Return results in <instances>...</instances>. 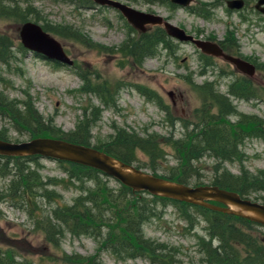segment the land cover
<instances>
[{"label": "rangeland", "instance_id": "rangeland-1", "mask_svg": "<svg viewBox=\"0 0 264 264\" xmlns=\"http://www.w3.org/2000/svg\"><path fill=\"white\" fill-rule=\"evenodd\" d=\"M124 1L139 10L161 14L196 37L235 41L240 54L257 65L253 92L258 97L245 100L230 93L233 78L244 77L239 73L223 75L219 68L200 73L201 55L191 43L173 39L178 46L167 49L161 46L154 55L138 61L130 54V42L126 47L123 45L130 35V38H140V32L120 11L93 0H33L37 11L34 17H39L41 24L71 25L78 29L80 40L67 39L50 31L74 59L73 66L29 51L20 40L19 23L12 19L0 20V37L9 36L16 56L8 63L10 66L0 63V90L20 100L30 95L39 112L65 132L76 131L82 120L91 119L95 109H99L100 119L91 128V144L95 146H105L122 131L143 142L152 143L156 138L159 148L166 153L157 170L161 176L170 175L171 168L178 165L175 140L188 139L186 134L192 122L207 111L205 103L212 97L210 89L230 98L237 111L227 117L231 122H238L242 115H257L264 121V14L255 8L257 0H246L242 10L229 9L227 0H195L185 8L174 5L171 0ZM223 68L230 70V67ZM103 83L107 88H102ZM207 83L214 84L213 88L195 86ZM87 84L101 92L87 90ZM141 88L157 96L151 97ZM172 91L177 96V107L169 93ZM216 111L217 108L212 109V113ZM13 126L8 116L0 114V129H6L10 139H30L27 130L17 131ZM240 148L244 157L227 161L224 167L235 175L246 170L264 178V137H247ZM135 155L143 162H150L148 154L139 146L135 147ZM5 161L0 160V164ZM39 161L45 178H68L57 160L41 156ZM194 163L200 168L201 182L212 184L217 176L216 160L206 154ZM144 169L152 171L149 166ZM9 181L10 176L0 174V191L7 188ZM71 184L63 181L51 186L49 190H53L56 198L38 196L37 211L33 214L29 212L30 204L20 207L12 198L0 200V250L11 251L16 264H72L63 256L65 252L85 258L97 254L99 243L92 237L67 232L59 246H55L45 238L44 231L36 227V220L46 216L52 208L63 203L73 204L82 194L80 187ZM93 185L92 182L87 184ZM110 185L117 188L120 183L111 178ZM248 196L264 202V190ZM156 206L161 216L145 224L146 236L180 249L174 255L173 264H202L204 254L198 236H207V222L198 214L199 220L191 227L176 204L158 202ZM254 235L264 239V228L254 231ZM101 258L104 264H153L146 258L121 260L108 251L102 252Z\"/></svg>", "mask_w": 264, "mask_h": 264}, {"label": "trees", "instance_id": "trees-1", "mask_svg": "<svg viewBox=\"0 0 264 264\" xmlns=\"http://www.w3.org/2000/svg\"><path fill=\"white\" fill-rule=\"evenodd\" d=\"M36 13L33 0H0V20L12 19L19 24L27 20L40 22L39 17H34ZM32 14L34 18L31 17ZM42 25L46 30L64 38L80 40L81 34L71 25L54 27ZM130 36L123 47L130 42V54L138 61L154 55L161 46L167 49L179 45L174 44L173 38L162 26L140 32L138 39ZM13 49L14 44L9 36H1L0 63H7L10 66L8 63L16 57ZM81 75L85 76L84 73ZM250 80L245 77L239 78L232 85L230 93L246 100L257 98L253 92L255 86ZM106 85L103 83L101 86L107 88ZM205 86L213 88L209 83ZM85 87L89 91L101 92L100 89L90 88L89 84ZM142 92L151 97L157 96L155 92L147 89H142ZM209 92L212 97L205 103L207 111L198 115L197 123L194 124L197 130L192 134L188 130L186 134L188 139L175 140V151L179 154L178 165L171 168L170 175L162 177L187 184H204L199 178L200 168L194 161L208 154L216 160L214 166L217 176L212 184L236 190L249 198V194L264 190V178L259 176L260 174L246 170L235 175L224 167V163L241 160L244 157L240 146L247 137H264V121L257 115H242L238 122H231L227 117L237 111L231 105L230 98L215 94L212 89ZM104 102L111 104L107 100ZM213 108H217L214 113ZM0 114L8 116L17 131L27 130L30 138L57 137L86 145H92L91 128L101 116L100 110L95 109L92 118L82 120L76 131L65 132L39 112L30 95L20 100L11 98L4 90H0ZM186 126L189 127V123H186ZM0 138L12 140L6 129H0ZM136 146L148 154L149 163L141 161L135 155ZM95 147L139 168L149 166L153 174L161 176L157 170L166 153L164 149L159 148L156 138L152 143L143 142L133 134L125 135L122 131L112 142ZM40 157L0 155V160H6L0 164V174L10 176L7 188L0 191V200L12 198L18 201L14 204L20 207L24 203L30 204L29 212L33 214L37 211L38 196L48 199L54 196L53 190H49L51 186L67 181L73 186L80 187L82 194L74 199L73 204H58L46 216L35 222L36 227L44 231L45 238L55 246H59L67 232L75 236L92 237L99 243L97 254L89 258L65 252L63 256L72 261V264H104L101 256L105 251L111 252L121 260L146 258L153 264H173L174 255L180 249L147 237L144 230L146 223L161 216L156 206L158 202L165 205L174 203L179 206L182 216L190 222L191 227L195 226L200 217L207 222V236H198L200 249L204 254L202 264H264V239L254 235V231L264 228L261 224L207 207L151 195L147 191H134L120 182V186L114 188L110 185L111 178L102 171L73 162L58 161L67 172V179L50 176L45 178L41 173L43 165L39 161ZM89 182L94 185L87 186ZM0 264H16L14 254L11 251L0 250Z\"/></svg>", "mask_w": 264, "mask_h": 264}, {"label": "water", "instance_id": "water-1", "mask_svg": "<svg viewBox=\"0 0 264 264\" xmlns=\"http://www.w3.org/2000/svg\"><path fill=\"white\" fill-rule=\"evenodd\" d=\"M95 1L119 10L129 23L143 32H146L149 26H162L167 34L177 41L192 43L203 53L224 57L233 62L242 73L252 78L255 77L257 68L253 62L226 54L217 42L196 37L161 14L139 10L120 0ZM172 2L181 7H187L192 0H172ZM228 6L230 9H241L244 7V0H228ZM256 7L264 13V0H258ZM17 30L23 46L29 51L55 62L74 65L75 61L63 43L47 31L41 23L27 20L19 24ZM0 155H40L57 161L89 166L102 171L134 191H147L151 195L207 207L240 216L264 226V202L242 196L236 190L216 184L193 185L157 176L92 145L46 136L23 141L0 138Z\"/></svg>", "mask_w": 264, "mask_h": 264}, {"label": "flooded vegetation", "instance_id": "flooded-vegetation-1", "mask_svg": "<svg viewBox=\"0 0 264 264\" xmlns=\"http://www.w3.org/2000/svg\"><path fill=\"white\" fill-rule=\"evenodd\" d=\"M93 1H94L95 3H97L95 0H93ZM120 1L129 4L127 1H124V0H120ZM194 1H195V0H192V3H193ZM171 2H172V0H171ZM172 3H173V2H172ZM192 3H191V5H192ZM257 3H258V0H257V2H256V4H255V8L258 10V8L256 7ZM97 4H98V3H97ZM173 4L176 5V6H179L178 4H175V3H173ZM246 4H247V1L244 0V7L241 8V9H236V10H242V9H244V8L246 7ZM98 5H100V4H98ZM130 5H131V4H130ZM227 5H228V0H227ZM101 6H103V7H110V8H113V7L109 6V5H101ZM131 6H133V5H131ZM133 7H134V6H133ZM228 7H229V6H228ZM135 8H136V7H135ZM114 9H115V8H114ZM232 10H234V9H232ZM259 11H260V10H259ZM204 39H206V40H211V41H214V42H217V43L220 45V47L222 48L223 52H225L226 54H229V55H232V56L241 57V58L246 59V60H248V61H250V62H253V61L250 60L249 58H247V57L241 55V54H240V51H239V49H238L237 44H236L233 40H231V39H229V38H225L224 40H218V39H214V38H211V37H209V38H204ZM194 46H195V45H194ZM196 49H197L198 52H200V51L198 50L197 47H196ZM200 55H201L200 60H201V63H202V67H201V71H200V73H202V74H207L208 71H209V72H213V69H215V68H219V69H218L219 73L221 72V73H223V75L225 74V75H231V76H233V75H237V73H239V74L243 75V76L245 77V79H247V80H248V78H250V79H251L250 81H252L251 83L254 85V83H255L254 78L249 77V76H247V75L241 73L240 70L237 69L236 65H235L233 62L226 60L224 57H217V56L210 55V54H206V53H203V52H200ZM253 63H254V62H253ZM222 65H223L224 67H230V70L227 69V68H223ZM237 80H239V77H238V78H237V77H236V78H233V81H232V84L230 85V88H232V85H234V83H235ZM195 86L198 87V88H206V87H207V86H205V85H196V84H195ZM213 86H214V84H213ZM169 93H170V95H171V97H172L174 107H177V103H178V101L176 100V99H177V96L175 95V93H174L173 91H172V92H169ZM232 95H233V94H232ZM245 100H246V99H245ZM197 119H198V117H196V120H197ZM196 120H195V121H196ZM196 123H197V121H196V122H192V128L190 129V133H191V134H192L193 132H195V130H197V129L194 127V124H196Z\"/></svg>", "mask_w": 264, "mask_h": 264}]
</instances>
